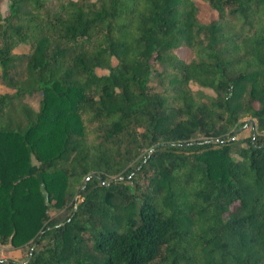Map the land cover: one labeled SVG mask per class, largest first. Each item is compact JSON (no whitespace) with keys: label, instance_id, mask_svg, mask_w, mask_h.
<instances>
[{"label":"trees","instance_id":"trees-1","mask_svg":"<svg viewBox=\"0 0 264 264\" xmlns=\"http://www.w3.org/2000/svg\"><path fill=\"white\" fill-rule=\"evenodd\" d=\"M201 1L7 0L0 264H264V0Z\"/></svg>","mask_w":264,"mask_h":264},{"label":"rangeland","instance_id":"rangeland-1","mask_svg":"<svg viewBox=\"0 0 264 264\" xmlns=\"http://www.w3.org/2000/svg\"><path fill=\"white\" fill-rule=\"evenodd\" d=\"M198 2L201 4V6L203 7V10L201 11L200 15L202 16V18L204 20H209L210 18L216 16V13L214 11H212L209 6H207L206 4H204L201 0H198ZM8 2L7 0H2L0 2V11L3 12L5 10V8L7 7ZM181 54L185 55L186 54V50L182 49L181 50ZM106 69H98L99 73H103L106 72ZM151 84L154 85L155 84V80L152 79L151 80ZM193 88H198L197 85H195L194 83L191 84ZM11 88H9L5 82L0 78V92L3 91H10ZM205 92H211L210 90L204 89ZM249 117L248 116H244L242 117L241 120H248ZM250 133V126L249 125H244L242 127L239 128L237 136L238 137H243L245 135H248ZM61 209H57L53 206H51L48 209V213L50 215H57L59 212L61 213ZM28 244H23V245H14L12 244L10 241L6 242V243H2L0 242V257H13L16 259H20V260H24L26 258V252H27V247Z\"/></svg>","mask_w":264,"mask_h":264}]
</instances>
